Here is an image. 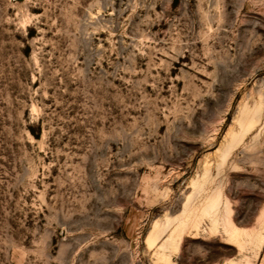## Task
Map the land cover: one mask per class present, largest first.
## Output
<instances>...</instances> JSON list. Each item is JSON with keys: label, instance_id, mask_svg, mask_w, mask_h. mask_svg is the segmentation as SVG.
Segmentation results:
<instances>
[{"label": "rangeland", "instance_id": "1", "mask_svg": "<svg viewBox=\"0 0 264 264\" xmlns=\"http://www.w3.org/2000/svg\"><path fill=\"white\" fill-rule=\"evenodd\" d=\"M0 264H264V0H0Z\"/></svg>", "mask_w": 264, "mask_h": 264}, {"label": "bare ground", "instance_id": "2", "mask_svg": "<svg viewBox=\"0 0 264 264\" xmlns=\"http://www.w3.org/2000/svg\"><path fill=\"white\" fill-rule=\"evenodd\" d=\"M233 223V222H232ZM233 225H234V223H233ZM235 227H237L236 225H234ZM150 233H151V235L150 236H152L153 238H156V240L159 238V236L161 235V234H159L158 235V232H157V230L155 229V228H151V230H150ZM163 235V234H162ZM162 237V236H161ZM164 241H167V243L165 244V247H164V253L165 254H163V256H164V258L166 259V260H169V258H170V255L171 254H173V252H175V251H177L178 250V247H179V245H178V241H174V238H173V236H166V238H165V240ZM162 254V253H161ZM160 254V255H161ZM162 256V255H161Z\"/></svg>", "mask_w": 264, "mask_h": 264}]
</instances>
